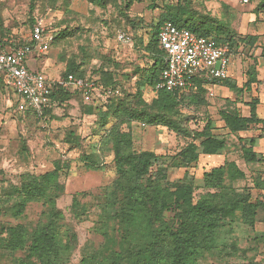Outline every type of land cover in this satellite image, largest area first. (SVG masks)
Returning <instances> with one entry per match:
<instances>
[{
  "label": "rangeland",
  "instance_id": "rangeland-1",
  "mask_svg": "<svg viewBox=\"0 0 264 264\" xmlns=\"http://www.w3.org/2000/svg\"><path fill=\"white\" fill-rule=\"evenodd\" d=\"M103 5L87 0H0V44H21L36 23L49 37L46 52L34 56L27 67L44 73L55 80L70 63L84 71V80L100 81L101 72L113 73L115 86L99 89L91 100L73 94L55 102L46 119L40 120L8 86H0V228L21 224L30 235L39 223L51 218L40 202L28 203L23 214L15 216L14 206L19 202L13 187H19L24 177L40 176L53 169L55 162L66 166L64 191L56 199L58 218L53 219L57 229V243L65 264H79L90 255L100 253L101 259L114 250L123 248L121 230L117 224L123 196L115 188L117 178L113 153L107 137L96 136L98 122L88 107H101L109 101L121 99L141 89L147 102L153 98L150 89L140 86V73L151 64L143 51L153 28L165 9L178 0H102ZM192 11L218 19L230 25L238 46L231 50L227 84H211L204 95L205 105L191 102L193 93H184L181 108L182 124L201 130L206 120L212 123V133L225 139V148L213 156L199 155L197 162L184 166L176 161V153L185 147L187 139L164 127H148L140 123L121 126L129 131L135 147L155 153L159 158L150 168L153 177L164 170L162 184L185 183L192 185L197 199L207 192L203 188V174L214 167L234 162L244 172L245 179L226 181V192L249 193L252 200H261L264 192L253 188L255 177L264 180V132L252 127L245 132L231 134L218 112L237 107L248 115L246 106L259 100L257 114L264 119V9L257 5L263 0H187ZM182 3V2H180ZM32 7V8H31ZM119 33L130 41L119 40ZM255 37L252 44L249 38ZM6 45V44H5ZM254 77L250 90L244 85ZM99 80V81H98ZM238 138L256 139L254 147L258 162L245 163ZM97 153L101 164L87 169L83 155ZM171 219L172 214L168 213ZM264 211L259 209L254 228L240 220L226 223L219 233L217 247L204 253L197 264H248L261 261L264 249L254 240L263 230ZM5 234L0 233V239ZM236 243L240 251L228 247ZM25 251L7 252L0 249V264H17ZM35 260V259H34Z\"/></svg>",
  "mask_w": 264,
  "mask_h": 264
},
{
  "label": "trees",
  "instance_id": "trees-1",
  "mask_svg": "<svg viewBox=\"0 0 264 264\" xmlns=\"http://www.w3.org/2000/svg\"><path fill=\"white\" fill-rule=\"evenodd\" d=\"M38 1L47 3L49 0ZM87 1L103 5L102 0ZM189 4L187 0H178L165 9L143 48L151 64L144 70L134 68V76L140 73L143 75L140 76L141 88L146 87L153 93L151 101L147 102L139 89L134 94L109 101L105 110L97 106L88 107L86 110L98 119L94 134L101 141L107 137L113 153L117 176L114 185L123 196L119 212L116 214L123 248L110 251L102 259L100 253L90 255L83 258L79 264H197L204 253L217 247L219 233L226 223L233 224L240 220L253 229L257 211H264V195L261 200H252L249 193L226 192L227 180L233 182L245 179L244 172L234 162L224 163L204 173L202 183L207 192L195 199L194 189L190 184H162L161 182L166 180L164 170L156 171L151 177L150 168L159 157L153 152L137 149L131 133L121 130L123 125L140 123L148 127H164L187 139L185 147L175 155L176 161L184 166L197 162L200 154L213 156L225 148V139L212 133L211 121L206 120L201 130L183 125L181 108L184 93H193L191 102L194 105H205L203 96L208 95L206 86L227 84V78L214 81L196 76L193 79V88L188 92H154L159 76L165 68V55L159 49L157 39L159 27L163 22L169 21L180 29H187L206 38L214 46H228L230 51L237 47V42L240 41L235 39L228 23L221 22L207 13H196ZM257 8L264 9V0ZM249 41L253 44L256 38H249ZM5 44L15 43L0 44V49ZM69 74L80 80L85 79L84 71H78L73 63L66 66L60 78ZM253 82L254 77H249L244 85L245 90H250ZM98 83L101 89L102 84L104 87L116 85L113 73L103 71ZM2 85L7 86L0 76V86ZM73 94L77 93L55 87L51 94L50 106L44 110L43 118H38L33 111L32 114L44 120L55 102L66 100ZM258 105L259 100L256 98L247 103V116L242 115L235 106L222 109L218 114L231 134L245 132L252 127L264 132V119L257 114ZM238 144L245 163L258 162V155L254 151L256 139L238 138ZM83 160L87 169L97 168L101 164L100 156L95 152L84 154ZM66 168L57 161L51 171L40 176L24 177L19 187L12 188V194L19 198L18 204L14 206L15 216L23 214L28 203L40 202L47 208L46 213L51 218L45 223H39L30 235L21 224L0 228V233L5 234V237L0 239V249L11 253L26 252L25 257L17 264H65L57 243L58 232L53 219H57L59 215L55 201L64 191L63 179L68 175ZM252 183L254 189L264 192V180L255 177ZM168 213L172 214L171 219L167 218ZM262 224L263 230L254 240L264 249V218ZM228 247L233 253L240 251L234 242ZM248 264H264V258L261 261H250Z\"/></svg>",
  "mask_w": 264,
  "mask_h": 264
},
{
  "label": "built area",
  "instance_id": "built-area-1",
  "mask_svg": "<svg viewBox=\"0 0 264 264\" xmlns=\"http://www.w3.org/2000/svg\"><path fill=\"white\" fill-rule=\"evenodd\" d=\"M118 38L124 42L131 40L124 33H119ZM157 39L158 47L165 55V68L154 87L155 93L187 92L193 88L196 76L214 81L228 77L231 57L228 46H214L206 38L180 29L169 21L160 25ZM48 40L43 27L34 24L23 43L8 44L0 49V76L25 106L41 119L44 110L50 106L55 87L76 92L86 100L98 96L101 89L96 80H80L70 74L52 80L40 71L29 69V57L34 52L37 56L44 54ZM208 95L213 96L212 93Z\"/></svg>",
  "mask_w": 264,
  "mask_h": 264
},
{
  "label": "crops",
  "instance_id": "crops-1",
  "mask_svg": "<svg viewBox=\"0 0 264 264\" xmlns=\"http://www.w3.org/2000/svg\"><path fill=\"white\" fill-rule=\"evenodd\" d=\"M34 56L38 57V56L36 55V53L34 52V53L29 57L27 63H29V62L31 63L32 59H34ZM206 89H207V91H209V87H208V86H206ZM187 92H188V91H187ZM208 94H209V93H208Z\"/></svg>",
  "mask_w": 264,
  "mask_h": 264
}]
</instances>
